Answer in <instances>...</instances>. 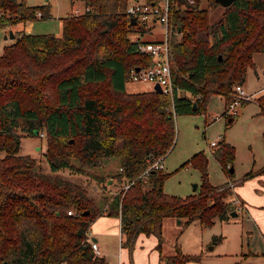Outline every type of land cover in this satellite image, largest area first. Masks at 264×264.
I'll return each instance as SVG.
<instances>
[{
  "label": "trees",
  "instance_id": "trees-1",
  "mask_svg": "<svg viewBox=\"0 0 264 264\" xmlns=\"http://www.w3.org/2000/svg\"><path fill=\"white\" fill-rule=\"evenodd\" d=\"M80 1L88 8L64 15L60 35L17 32L0 53V264H106L88 234L91 222L104 213L119 216L122 244L129 249L139 233L154 234L159 264L198 261L177 244L170 254L161 251L163 218L204 225L224 220L236 210L227 197L232 187L209 182L203 151L183 164L201 172L191 194L163 191L170 174L163 168L150 169L147 176L142 172L172 147L175 115L205 110L212 94L223 96L226 105L234 85L245 81L253 55L264 53V0H233L227 6L206 0L205 7L202 0H176L170 18L171 72L178 89L172 98L153 88H125L129 69L152 61L129 37L148 30L130 22L129 0ZM213 7L221 9L215 20ZM48 17V1L0 0V28ZM257 102L264 114V96ZM40 132L50 172L19 153L20 137ZM211 153L231 172V143L222 137ZM111 157L120 159L113 175L118 189L108 196L104 185L101 200L82 182L57 173L84 174ZM262 171L250 170L244 177Z\"/></svg>",
  "mask_w": 264,
  "mask_h": 264
},
{
  "label": "rangeland",
  "instance_id": "rangeland-1",
  "mask_svg": "<svg viewBox=\"0 0 264 264\" xmlns=\"http://www.w3.org/2000/svg\"><path fill=\"white\" fill-rule=\"evenodd\" d=\"M27 4L50 3L51 17L44 19L16 22L11 26L0 28V53L3 46L15 40L9 33H52L61 34V18L70 10L78 7L83 10L80 0H25ZM206 6V0L201 1ZM73 6V8H72ZM221 14V9L211 11L215 20ZM175 33V32H174ZM140 35L143 39H159L163 31L158 23L150 31L140 34L132 32L129 37ZM5 35H7L5 37ZM15 35V34H14ZM254 66L248 67L244 81V90L254 94L253 100L244 105H238V114L229 122L223 116L224 100L219 94H212L205 110L192 113H178L174 116L175 135L172 147L163 155L162 168L170 172L163 183V191L185 196L197 191L201 182V172L190 164H183L194 153L203 151L207 157V176L212 184H222L234 181V187L228 194L232 201L235 196L242 198L244 209L235 210L236 215H229L224 220L215 219L212 224L204 225L194 219L188 223L171 216L163 218L161 247L164 254L174 251L177 244L185 254L198 257L196 264H264V171L254 181L244 174L250 170L264 167V139L261 131L264 128V116L259 113V96H264V53L253 55ZM147 84L127 79V91L144 90ZM150 86V85H149ZM151 88V87H150ZM258 91V92H257ZM232 97V96H231ZM228 103V102H227ZM226 103V104H227ZM218 116L216 119L213 117ZM222 137L235 148L233 171L227 172L211 153L210 141H218ZM45 139L40 135L24 134L20 137V154L34 157L38 167L44 172H50L49 164L44 157ZM119 157H111L103 166L88 168L84 174L70 173L67 169L57 173L73 181L82 182L89 193L101 200L102 188L106 185L108 196L118 189L117 178L113 175L119 171ZM107 178L104 182L96 180ZM252 177V176H251ZM105 180V179H104ZM193 184H197L193 189ZM231 187V185L229 184ZM255 252L254 255L249 252Z\"/></svg>",
  "mask_w": 264,
  "mask_h": 264
},
{
  "label": "built area",
  "instance_id": "built-area-1",
  "mask_svg": "<svg viewBox=\"0 0 264 264\" xmlns=\"http://www.w3.org/2000/svg\"><path fill=\"white\" fill-rule=\"evenodd\" d=\"M190 3L193 0H186ZM177 6L176 0H153L148 2L146 0H129L125 12L133 16L136 23L144 26L148 30H152L156 23H158L163 31V37L159 39H143L140 35H135L132 40L136 41L137 51L140 54H149L152 58L150 64L146 66H139L138 69L131 67L128 71V79L131 81H140L149 84L152 88L154 83H159L162 92L168 94L170 98L173 97L174 91L178 89L174 85L171 72V39L173 36V28L170 23L171 14L174 7ZM85 7L84 9H87ZM83 9V10H84ZM83 10L78 7L74 8V13H80ZM40 15V11L37 12ZM139 33V32H137ZM232 99L225 105L223 116L232 117L238 113L237 106L242 103L243 100H253L254 94L247 93L242 84H235L231 93ZM218 116L213 117L216 119ZM43 136V133H39ZM217 143L216 140L210 141V145L213 146ZM163 155H160L150 161L147 168L142 172L143 176H147L150 169L162 168ZM226 167H229L227 165ZM128 184L124 187L126 188ZM233 204L236 210L244 209L242 203L238 199L233 200ZM68 214L72 213V210H67ZM91 246L96 255L100 254L99 247L95 241L90 237Z\"/></svg>",
  "mask_w": 264,
  "mask_h": 264
},
{
  "label": "crops",
  "instance_id": "crops-1",
  "mask_svg": "<svg viewBox=\"0 0 264 264\" xmlns=\"http://www.w3.org/2000/svg\"><path fill=\"white\" fill-rule=\"evenodd\" d=\"M242 86L244 87V82L242 83ZM150 87L151 86L147 84L144 90L150 89ZM263 88L264 86L260 87L258 91L262 90ZM130 92H134V91H130ZM221 97L223 98V96ZM246 102L247 101L242 102L241 105L246 104ZM256 103L258 105L257 101ZM224 107H225V101H224ZM262 115L264 116V114ZM230 120L228 119V121ZM261 175H262L261 173H257L252 177H250L249 180L250 181L257 180ZM225 183L230 184L232 188L234 187V181L229 180L226 181ZM235 198L238 199L244 206L241 197L235 196ZM88 234L91 238L92 237L95 238L94 241L97 243L100 250L99 255L105 258L106 264H159L160 262L159 260L160 251L157 247V238L154 234L146 235L144 233H139L131 249H129L127 246H124L122 244L123 237L120 228L119 216H111L106 213L97 216L91 222ZM161 251H162V247H161ZM249 254L254 255L255 252L250 251ZM186 264H196V263L188 261Z\"/></svg>",
  "mask_w": 264,
  "mask_h": 264
},
{
  "label": "water",
  "instance_id": "water-1",
  "mask_svg": "<svg viewBox=\"0 0 264 264\" xmlns=\"http://www.w3.org/2000/svg\"><path fill=\"white\" fill-rule=\"evenodd\" d=\"M232 1H233V0H215V2L219 3V4L222 5V6H227V5H229ZM130 22H131L132 24H135V23H136V20H135V18H134L133 16H130ZM6 36H7V35H5V37H6ZM9 36H10V37H13V36H14V34L12 33V31H10ZM138 68H139V66H135V69H138ZM152 88H153L154 90L158 91V92H162V88H161L160 84L157 83V82L153 84ZM195 108H196V105H195V103H194V104H193V109H195ZM229 120H230V118H229ZM230 171H233V168H231ZM196 187H197V184H193V189H194V190L196 189ZM236 214H237L236 211H231V213H230V215H236ZM91 239H92L93 241L95 240L94 237H92Z\"/></svg>",
  "mask_w": 264,
  "mask_h": 264
}]
</instances>
